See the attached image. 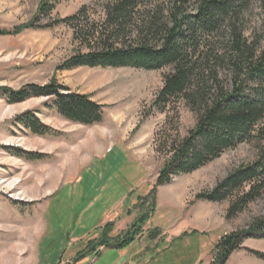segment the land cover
Instances as JSON below:
<instances>
[{
	"label": "rangeland",
	"instance_id": "obj_1",
	"mask_svg": "<svg viewBox=\"0 0 264 264\" xmlns=\"http://www.w3.org/2000/svg\"><path fill=\"white\" fill-rule=\"evenodd\" d=\"M96 1L54 0L50 13L41 15V0H0V28L18 29L0 35V88L17 90L55 78L104 105L102 122L81 125L60 117L46 98L8 103L0 96L1 253L11 257L23 246L17 264H117L123 254L126 264H210L213 246L223 233L243 230L264 216V195L229 219V200L209 202L195 195L211 189L233 167L252 161L255 145L241 143L203 167L174 176L158 186L152 198L149 191L163 163L154 149V133L165 115L150 108L167 70L87 66L57 70L78 45L72 28L37 27L71 15L84 4L93 10ZM259 7L255 4L247 14L246 28L264 43ZM31 22L34 28L23 27ZM176 106L179 132L184 134L195 116L182 102ZM26 110L35 111L58 133L34 134L15 122L14 116ZM16 149L43 157H19ZM147 199L144 206L139 204ZM151 201L154 207L148 211L142 237L125 251L120 249L123 253L100 246L74 260L104 225L113 223L110 234L122 235ZM262 235L245 238L225 264H264L253 253H264V231Z\"/></svg>",
	"mask_w": 264,
	"mask_h": 264
},
{
	"label": "trees",
	"instance_id": "obj_2",
	"mask_svg": "<svg viewBox=\"0 0 264 264\" xmlns=\"http://www.w3.org/2000/svg\"><path fill=\"white\" fill-rule=\"evenodd\" d=\"M94 3L97 7L93 10L84 4L71 15L37 27L64 24L72 28L78 45L56 66L57 70L82 66L167 70L151 101L150 111L164 113L165 121L154 133V149L163 163L149 195L153 198L155 189L170 183L174 176L203 167L241 143H251L256 148L252 161L233 167L211 189L198 192L195 198L209 202L229 200L226 219L260 199L264 195V43L263 37H251L246 16L252 14L255 4L260 5L264 15V0ZM53 5L54 0H41L38 13L49 14ZM23 27L34 25L31 22ZM13 32L0 28V35ZM0 96L8 103L46 98L60 117L81 125L98 124L104 119V105L55 78L44 84H25L17 90L1 87ZM181 102L195 116L194 125L184 134L179 132L176 106ZM14 121L34 134L56 133L33 110L19 113ZM16 151L17 156L27 159L43 157L40 153ZM147 201L139 204L144 206ZM146 206L149 209L138 215L122 235L110 234L113 223L104 225L99 236L88 242L74 260L93 254L100 246L126 248L142 237V227L154 201ZM260 231H264V216L253 219L243 230L223 233L213 246L210 264H225L245 238L263 237ZM253 253L264 260V253Z\"/></svg>",
	"mask_w": 264,
	"mask_h": 264
},
{
	"label": "bare ground",
	"instance_id": "obj_3",
	"mask_svg": "<svg viewBox=\"0 0 264 264\" xmlns=\"http://www.w3.org/2000/svg\"><path fill=\"white\" fill-rule=\"evenodd\" d=\"M24 233H26V232H24ZM27 234V233H26ZM23 236H25V235H23ZM28 236V235H27ZM29 237V236H28ZM22 238V237H21ZM20 240V239H19ZM1 248V247H0ZM21 248H24L23 246L21 247ZM21 248H17L18 250H17V252L14 250L13 251V256H11V257H7L6 256V254H2L1 253V250H0V264H17L16 263V261H18V260H16V259H18L17 257H16V255H18L19 257H20V254H19V251H22L23 249H21ZM16 249V248H15ZM20 264H21V262H20ZM23 264H25V263H23Z\"/></svg>",
	"mask_w": 264,
	"mask_h": 264
},
{
	"label": "crops",
	"instance_id": "obj_4",
	"mask_svg": "<svg viewBox=\"0 0 264 264\" xmlns=\"http://www.w3.org/2000/svg\"><path fill=\"white\" fill-rule=\"evenodd\" d=\"M110 249V248H109ZM103 250H105V249H103ZM120 250V249H119ZM122 250H124L125 251V249L123 248ZM122 250H120L121 251V253H123L124 251H122ZM123 257H124V254L122 255ZM122 256H121V260H119L118 262H117V264H126V261L125 260H123L122 261Z\"/></svg>",
	"mask_w": 264,
	"mask_h": 264
}]
</instances>
